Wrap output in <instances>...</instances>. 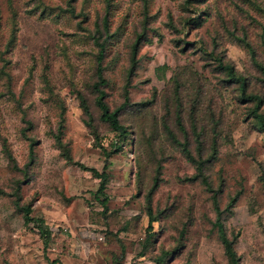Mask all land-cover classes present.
Wrapping results in <instances>:
<instances>
[{
    "label": "rangeland",
    "instance_id": "rangeland-1",
    "mask_svg": "<svg viewBox=\"0 0 264 264\" xmlns=\"http://www.w3.org/2000/svg\"><path fill=\"white\" fill-rule=\"evenodd\" d=\"M103 24L105 101L120 106L129 86L131 103L106 209L78 166L102 171L98 143L118 141L93 91ZM249 94L264 117V0H0V264H230L213 196L240 263L264 264V126ZM30 142L25 174L8 154L24 168ZM17 199L49 227L45 251Z\"/></svg>",
    "mask_w": 264,
    "mask_h": 264
},
{
    "label": "trees",
    "instance_id": "trees-1",
    "mask_svg": "<svg viewBox=\"0 0 264 264\" xmlns=\"http://www.w3.org/2000/svg\"><path fill=\"white\" fill-rule=\"evenodd\" d=\"M105 30H107V25L103 24V27L97 28V30H96L97 36L94 37V43L97 46L98 50H97V55H96V71H95L96 81L93 84V91L96 93L95 105L100 112V119L108 125V127L110 128V131L115 134L118 141L112 142V144H111L112 149L110 151H107L102 145H100V143H98V146L100 147L101 152L104 156L102 171H98L95 168H87L80 163L78 164V166L81 167L85 171H89L92 176H94L95 178L100 180L98 189L96 192H94V196L97 198L100 196L103 197V199L100 202H101L102 206L105 207V209H106V203H107L108 199H107L105 190H106V186H107L108 179H109V175L107 172V170L110 166L109 158L113 153L116 154L119 152V150L121 149V143L125 140L126 136L128 135V131H127L126 127L120 123L119 114L123 109H125L128 106H131V103L129 101V93L127 90L129 86H127V88H125L124 101L120 106H118L114 109H110V107L108 106V104L105 101L106 93H105L104 87H105L107 81H106V78L104 75L103 60H104L105 52H106L105 51L106 50V47H105L106 46V39L105 40L102 39L103 32ZM143 36H144V33L139 35L138 39L142 38ZM134 52H133V56L131 57V66L129 69V74L131 72H133V70L137 64V60L135 59V56H134L135 53ZM221 67H222V69L227 71L229 80H231L232 82L238 83L239 88H241V90L243 91V87L245 84L244 78L242 76L236 75L234 73L233 67L230 65H221ZM244 99L246 101H254L255 102V107L252 111V114L254 115L255 122L260 126H264V117L257 113V110L262 103V98L259 95L249 94V95L244 96ZM81 107L83 108L84 113L86 115H88L89 114L88 108L84 102L81 103ZM165 128L168 129L169 128L168 125H165ZM33 148H34V144L32 142H30L29 143L27 163L24 166V168H22V169H19V167L17 166L16 161L12 157V155L8 154L9 159L13 163L14 169L22 170L25 174L27 173L28 167L31 164H33V162H34V149ZM186 151H187V149H186ZM67 160H70V158L67 157ZM158 183H159V179H158V177H156L153 180V186H152V188L148 194V197H147L148 205L146 207L147 208V214L146 215L148 217V225H147L148 234L152 233L153 223L158 221L157 217L154 216L152 209L150 207L151 194L157 188ZM212 201H213V204H214V206L216 208V212H217L216 226H217V230H218V234H219L218 237H219V240L221 241V243L223 245L224 252H225L227 258L229 259L230 264H241L240 258L237 255V253L235 251V247H234L236 240H237V235L232 236V237H228V235L226 234V232L224 230L223 224L220 222L221 212L218 209V204H217V200H216L215 196L212 197ZM15 207L23 212L25 224H29V223L35 224V228L38 230V232L42 238V242L44 245V251H45L48 248V244H49V240H50V236H51V231H50L49 227L47 225H45V223L42 219L34 218L31 216L32 211H31V207L29 205L20 206L18 199H17L15 201ZM163 254H168V252H164ZM154 261H155V263H161L162 259L159 258V259H155ZM54 262L61 264L59 261H54Z\"/></svg>",
    "mask_w": 264,
    "mask_h": 264
}]
</instances>
